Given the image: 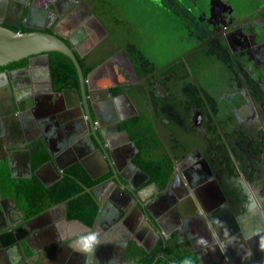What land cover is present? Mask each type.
Returning a JSON list of instances; mask_svg holds the SVG:
<instances>
[{"label": "flooded vegetation", "instance_id": "flooded-vegetation-1", "mask_svg": "<svg viewBox=\"0 0 264 264\" xmlns=\"http://www.w3.org/2000/svg\"><path fill=\"white\" fill-rule=\"evenodd\" d=\"M158 1L181 26L180 51L162 65L152 62L156 71L140 77L139 61L113 44L106 59L115 89H122L116 98L122 104L128 92L137 111L128 102L110 111L114 125L101 124V142L112 159L130 156L136 174L148 180L142 188L157 194L152 208L198 211L194 220L176 223L182 243L190 241L178 244L186 259L193 254L194 264H252L247 243L255 247L264 234L258 215L264 211V0H178L195 27ZM159 255L166 256L165 249Z\"/></svg>", "mask_w": 264, "mask_h": 264}, {"label": "crops", "instance_id": "crops-1", "mask_svg": "<svg viewBox=\"0 0 264 264\" xmlns=\"http://www.w3.org/2000/svg\"><path fill=\"white\" fill-rule=\"evenodd\" d=\"M15 21L33 31L38 27L52 28L75 46L85 63L92 67L88 89L94 120L97 125L111 130L114 123L110 111L127 101L123 98L120 104L116 98L118 84L110 77L111 60H107L116 47L107 41L110 33L96 17L92 3L88 0H0V22ZM122 52L127 57L128 49ZM28 65L0 74V166L5 163L16 180L36 178L50 187L58 180L53 167L42 164L34 168L32 165L33 153L42 147L50 158L53 154L56 156V170L57 163L66 166L64 171H58L61 179L66 170L76 165L94 180L105 179L95 190L99 211L92 225L78 223L75 219L65 220L62 207L51 208L39 217L26 218L1 194L0 264L67 261L70 264H148L173 238L177 244L187 245L190 241L182 243L176 223L182 218L194 220L198 211L187 208L183 215L177 209L170 213L165 206L152 208L158 202H152L157 194L142 188L148 180L136 174L130 156L125 154L112 159L108 168L105 158L89 144L86 117L80 113L77 94L73 90L56 91L53 83L51 90L47 57L35 56ZM132 68L135 72L133 65ZM13 98L22 111H12ZM135 100L138 107H142L140 98ZM89 133L94 139L91 131ZM94 143L97 145L95 139ZM122 148L129 153V145L124 143ZM115 173L130 191L118 186L113 179ZM258 215L264 220V211ZM224 237L214 235L216 240ZM3 241L7 246L12 241L16 242L14 245L20 243L24 256L18 249L15 253L8 252ZM253 243L255 247L247 243L251 263L264 264V234Z\"/></svg>", "mask_w": 264, "mask_h": 264}, {"label": "trees", "instance_id": "trees-1", "mask_svg": "<svg viewBox=\"0 0 264 264\" xmlns=\"http://www.w3.org/2000/svg\"><path fill=\"white\" fill-rule=\"evenodd\" d=\"M163 1H165L169 8L172 7V10L179 14L182 19H185L187 25L191 27L198 25L194 17L188 13L185 4H181L178 0ZM2 26L14 33L33 31L31 28L23 25L21 27H11L3 24ZM44 31L53 33L51 28H47ZM124 47L128 49L129 54L133 55L139 61L140 77L156 71L155 65L135 45L128 44ZM75 54L82 67L84 76L87 77L92 71V67L85 63V60L78 52H75ZM48 55L54 89L56 91L69 88L80 90L77 69L70 57L58 51L49 52ZM28 62L29 58H23L19 61L9 63L6 66H1L0 71L24 67L28 65ZM188 86L192 90L191 83ZM120 91L122 89H115L117 93ZM142 100H144V97ZM48 160H50V156L43 148L40 151H35L32 155V165L34 168L41 166ZM97 183L98 180L90 178L80 165L66 170L62 179L50 187H46L36 178L21 181L16 180L11 176L8 166L5 163L0 166V192L4 197H12L26 218L36 216L53 205L67 201L68 219H77L87 225H92L99 211V203L91 192H86L85 190L93 188ZM162 250L163 247L157 253H160ZM165 251L166 256L163 257L159 254L153 255L148 261V264H185V261L188 264H194L197 262L193 254H189L188 259L184 257L186 251H180L175 238L167 244Z\"/></svg>", "mask_w": 264, "mask_h": 264}, {"label": "water", "instance_id": "water-1", "mask_svg": "<svg viewBox=\"0 0 264 264\" xmlns=\"http://www.w3.org/2000/svg\"><path fill=\"white\" fill-rule=\"evenodd\" d=\"M21 20H23V18ZM20 26H21V22H20V24H18V27H20ZM44 29H45V27H40V28H36V30L30 31V32L14 33L11 30L3 27L0 23V67L6 66L12 62L19 61L23 58H29V61H30L33 57L39 56V55H45L47 57L48 63H49L48 53L52 52V51H58V52L66 54L68 57H70V59L73 61L74 65L77 69V73H78V77H79V83H80V90H78L76 88H72V89H65L64 91L73 90L77 94L78 105H79L78 107H79L80 113L82 114L83 117H86V130H87L86 131V138L94 150L99 151L100 153H103L105 155V161H106V163H108V168H111L110 162L112 161V156H111L110 147H104L102 142H101L103 135H102V131L100 129L101 127L99 125H97L98 122L95 121L94 117H93V110H92L93 105L91 104L90 98H89L90 94H89V89H88V76L85 77L83 74L82 67H81V65H80V63L76 57V54H75L76 49L72 44L65 41L64 38H62L59 34L47 33L44 31ZM130 66H131V69H132V72L134 74L135 79L138 81L137 76H136V74L132 68V64H130ZM27 68H29V65ZM4 73H6V72H4ZM48 74H49V80L51 83V90H53L49 66H48ZM79 94H80V96H79ZM122 95L124 96V98L126 99L128 104L130 105V107L134 111H137L130 95L128 94V92H124ZM12 106L14 107L12 111H14L16 113H18L19 111H22L21 107L18 105L15 98L12 99ZM90 131H91V134L93 135L97 145L94 143V139L90 136V133H89ZM54 162H57V158L53 154L52 158H50L49 161L45 162L43 164V166L49 165V166L53 167L56 175L58 176V180L56 181V182H58L61 179V176H60L61 174L58 171H64L66 169V166H62V165H59L57 163L58 168L56 170ZM113 179L118 184L119 187H122L124 190H126V189L129 190L128 187H126L125 184H123V182L121 181L120 175L115 173ZM85 191L91 192L93 195H95V189L94 188L86 189ZM1 194L2 193L0 192V197L2 196ZM132 196L134 199H136L134 195H132ZM10 200L14 204L15 209L22 215L23 213H22L21 209L19 208V206L14 201V199L10 198ZM139 202H140V200H139ZM54 207H62L64 219L68 221V219H67V201H65L61 204L53 205L49 209L54 208ZM49 209L38 214L35 217H39V216L43 215L44 213L49 211ZM232 215L233 214L231 213V217H232ZM35 217H33V218H35ZM75 221L83 224L82 221H80V220L75 219ZM1 240H3V236H0V241ZM14 243H16V242L12 241V244L7 246V244L3 241L4 247H5L4 249H6V247H7V251L10 253H15V250L17 251V249H18L19 252L23 255V250L21 248V244L17 243L14 245Z\"/></svg>", "mask_w": 264, "mask_h": 264}, {"label": "rangeland", "instance_id": "rangeland-1", "mask_svg": "<svg viewBox=\"0 0 264 264\" xmlns=\"http://www.w3.org/2000/svg\"><path fill=\"white\" fill-rule=\"evenodd\" d=\"M88 2L92 3L96 17L110 33L109 44L135 45L155 65H162L179 53V34L183 31L176 18L165 13L158 0ZM134 92L135 89L131 90Z\"/></svg>", "mask_w": 264, "mask_h": 264}, {"label": "clouds", "instance_id": "clouds-1", "mask_svg": "<svg viewBox=\"0 0 264 264\" xmlns=\"http://www.w3.org/2000/svg\"><path fill=\"white\" fill-rule=\"evenodd\" d=\"M185 264H188V262H187V261H185Z\"/></svg>", "mask_w": 264, "mask_h": 264}]
</instances>
